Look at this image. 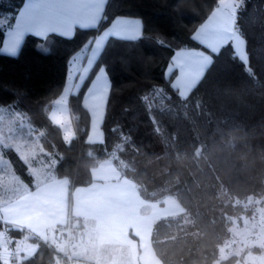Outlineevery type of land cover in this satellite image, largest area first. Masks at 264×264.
<instances>
[{"label":"trees","instance_id":"1","mask_svg":"<svg viewBox=\"0 0 264 264\" xmlns=\"http://www.w3.org/2000/svg\"><path fill=\"white\" fill-rule=\"evenodd\" d=\"M24 2L0 0V16L16 15ZM218 3L111 0L106 5L110 17L140 18L144 39L112 40L102 53L101 66L107 68L111 87L104 117L97 119L93 111L92 123V128L98 123L100 136L102 127V142L88 141L91 115L83 99L91 74L69 96L76 131L69 143L45 112L64 91L68 60L92 32L77 29L72 39L29 34L18 56L0 52V107L20 113L28 130L39 136L46 158L54 160L53 175L69 180L70 202L77 186L93 182V169L111 160L144 198L172 195L181 204L182 213L161 217L153 225L151 242L160 264H229L235 255L219 256L232 234V221L250 213L254 201L264 200V0H244L236 17L253 78L226 50L186 101L179 100L165 80L177 50L201 47L191 36ZM160 36L167 41L163 46ZM3 154L33 189L34 178L17 151L9 146ZM8 228L15 238L24 233ZM32 241L37 248L22 264L67 260L53 244Z\"/></svg>","mask_w":264,"mask_h":264},{"label":"crops","instance_id":"2","mask_svg":"<svg viewBox=\"0 0 264 264\" xmlns=\"http://www.w3.org/2000/svg\"><path fill=\"white\" fill-rule=\"evenodd\" d=\"M244 49L246 52L245 45ZM75 83L78 81L69 80L67 75L64 91L46 108L49 117L61 127L67 143L76 135L68 104L70 94L77 91ZM83 103L91 115L88 141L102 142L101 126L100 138L91 136L93 111L97 110L88 108L84 99ZM104 112L105 108L103 117ZM28 166L34 178L33 189L18 175L14 180L16 186L1 185L0 193L9 195L0 200L1 222L57 248L67 246L76 264H160L151 242L152 228L159 218L184 211L174 196L167 195L161 200L144 198L132 179L123 175L111 160H105L93 169L92 183L73 190L70 202L67 178L53 175L49 168L36 174L32 171H36L35 166ZM69 238L74 239L75 244ZM14 246L26 258L35 252L37 243L16 237ZM0 264H5L1 255Z\"/></svg>","mask_w":264,"mask_h":264},{"label":"snow or ice","instance_id":"3","mask_svg":"<svg viewBox=\"0 0 264 264\" xmlns=\"http://www.w3.org/2000/svg\"><path fill=\"white\" fill-rule=\"evenodd\" d=\"M110 2L111 0H25L16 15L0 16V33L3 34L0 52L12 57L18 56L24 38L29 34L43 38L56 34L64 39H72L77 29L89 30L93 33L91 38L67 62L68 78L78 81L73 86L79 91L85 81H89L91 74L94 79L89 81L84 101L89 105L91 100V108L100 110L107 103L111 87L107 68L101 66L106 45L112 40L138 42L144 39L143 22L120 15L110 17L105 11ZM243 4L244 0H219L215 10L204 23L194 29L191 36L201 46L200 49L182 48L172 56L165 72V80L179 100L188 99L189 93L213 69L226 50L232 60L243 66L250 79L255 76V70L244 49L243 33H238L235 27L237 13ZM158 42L162 46L167 43L162 36L158 38ZM41 50L47 52L43 46ZM176 72L178 75L172 78ZM100 114L103 116L101 112Z\"/></svg>","mask_w":264,"mask_h":264},{"label":"rangeland","instance_id":"4","mask_svg":"<svg viewBox=\"0 0 264 264\" xmlns=\"http://www.w3.org/2000/svg\"><path fill=\"white\" fill-rule=\"evenodd\" d=\"M47 105L45 107V112L46 108H50L47 107ZM86 106L91 108V100L89 101V105L86 103ZM103 108L104 107L95 111L97 119L101 117L100 112ZM47 116L49 117L48 114ZM22 118L21 114L17 111L8 107H0V189L2 188V184L3 186H6V184L8 186L12 184L16 186L14 180L16 178L15 176L18 174L14 171L9 159L3 154V149L9 146H12L17 151L27 165L35 166L36 171H34L35 169L32 171L36 174L46 168L50 170L53 168L54 160L46 158V151L42 147L39 136L28 130L24 123L25 120ZM91 134L92 137L96 135V139L100 138L98 123L93 126ZM145 165H148L147 162L141 166ZM19 178L21 177L19 176ZM7 197H9L8 194L4 196L0 193V200ZM258 202H260V199H258ZM258 202L254 201L250 213L242 214L232 221V234L220 247V260L235 255L236 258L229 264H264V200L260 204H258ZM247 206L248 205H246V207ZM4 225L8 226L2 222V226ZM23 232V235L19 236L21 239L26 238L29 242L36 243L32 241V238H36L35 236L31 234L26 236V232ZM67 234L69 233L67 232ZM69 241L75 244L74 239L69 238ZM57 249L64 255L69 253L71 258L74 259L72 252L67 246L63 248L58 247ZM62 261L63 259L60 262Z\"/></svg>","mask_w":264,"mask_h":264},{"label":"built area","instance_id":"5","mask_svg":"<svg viewBox=\"0 0 264 264\" xmlns=\"http://www.w3.org/2000/svg\"><path fill=\"white\" fill-rule=\"evenodd\" d=\"M0 239L2 240L3 249L0 250V255L4 259L5 264H22L25 257L14 246L15 237L10 233L8 226H3L0 229ZM67 260L58 262V264H76L70 254L65 255ZM86 264V263H84Z\"/></svg>","mask_w":264,"mask_h":264}]
</instances>
